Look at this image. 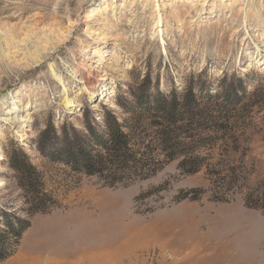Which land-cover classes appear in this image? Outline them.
<instances>
[{
    "label": "rangeland",
    "instance_id": "374dc122",
    "mask_svg": "<svg viewBox=\"0 0 264 264\" xmlns=\"http://www.w3.org/2000/svg\"><path fill=\"white\" fill-rule=\"evenodd\" d=\"M111 118L150 162L89 174ZM263 188L264 0H0V264H264Z\"/></svg>",
    "mask_w": 264,
    "mask_h": 264
},
{
    "label": "trees",
    "instance_id": "16d2710c",
    "mask_svg": "<svg viewBox=\"0 0 264 264\" xmlns=\"http://www.w3.org/2000/svg\"><path fill=\"white\" fill-rule=\"evenodd\" d=\"M174 99L171 100L172 104L170 105L165 104L166 99L159 101L156 105L159 108V112L156 114L159 116V114L165 113L163 116H165L171 123H176L178 113L181 112V114H185L183 112L184 110L187 111V113L190 112V114L193 115L191 119L194 121L198 114L197 110L199 104H190L189 102L192 100L188 97H185L184 102H181V100L178 98V100ZM128 127V125L120 123L116 119L112 120L111 118L109 120V130L106 134L107 136L102 137L100 140L101 142L98 143V148L96 147V149H93L92 147L93 150L91 149L84 154L82 153L84 155L82 157V168L92 175L105 172H109L111 175H121L126 170L130 171L131 169H137L143 163H149L150 161L148 158H146V156H148L149 153L152 154V152H146L148 155L145 156L144 152H141L140 149L138 150L134 148L135 146L131 141V134L125 130V128ZM178 134L176 132V135H173L172 131L169 132L163 130V140L166 142L164 145L168 149L170 148L169 150L173 149L174 146L176 147L180 144H183L182 141H178ZM170 142H173V144ZM95 145L97 146V142H95ZM187 160L185 159L180 163L181 168L187 169L189 172H194L200 169V161L198 159L189 158V161ZM121 180V176H115L113 182H118ZM246 203L250 207L259 208L264 211V188L258 200L252 202L247 199ZM4 256V252L0 251V258H3Z\"/></svg>",
    "mask_w": 264,
    "mask_h": 264
},
{
    "label": "bare ground",
    "instance_id": "6f19581e",
    "mask_svg": "<svg viewBox=\"0 0 264 264\" xmlns=\"http://www.w3.org/2000/svg\"><path fill=\"white\" fill-rule=\"evenodd\" d=\"M89 16H94V13H93V12H92V13H90V14H89ZM157 22H158V24H159V23L161 24V17L158 19V21H157ZM159 26H160V25H159ZM38 61H39V60H38ZM38 61H37V62H38Z\"/></svg>",
    "mask_w": 264,
    "mask_h": 264
}]
</instances>
